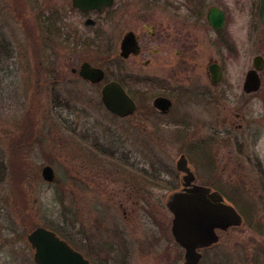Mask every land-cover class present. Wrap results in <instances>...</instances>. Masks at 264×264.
Instances as JSON below:
<instances>
[{"label": "rangeland", "instance_id": "obj_1", "mask_svg": "<svg viewBox=\"0 0 264 264\" xmlns=\"http://www.w3.org/2000/svg\"><path fill=\"white\" fill-rule=\"evenodd\" d=\"M227 1L231 4L234 0ZM170 2H159L161 6L165 5L161 8L164 17L172 10ZM138 3L133 0L132 5ZM251 5V0H239L237 8L230 5L241 43L239 56H232L224 65L229 80L236 84L239 78L243 81L245 71L252 67L253 56H264V28L259 22L257 7ZM58 15L65 22L64 28H60L62 22L61 19L58 21ZM44 18L51 26L47 33ZM69 25L77 28L75 36L81 43L74 39L69 43L62 42L61 33ZM87 34L89 31L84 29L83 18L71 10L68 0H0V165L6 166L4 171L0 169V184H5L4 192L27 199V206L33 212L38 216L44 214V227H51L67 238L76 235L78 226L82 225L83 230L79 229L82 235L91 238L92 232L95 240L101 241L103 255L108 252L104 247L111 243L120 245V233L127 234V261L140 264L152 261L163 252V249H157L167 246L164 229L169 231V220L165 223L156 221L155 214L140 210L139 218L128 222L123 217L126 206L119 203L120 195L114 198L102 188L104 177L95 179L87 166L93 165L98 170L119 167L122 174L134 181L137 173L129 172L127 166L130 164L145 167L167 164L171 172L158 173L154 181L162 180L161 175L166 181L176 178L178 184L181 173L175 164L184 152L199 182H216L241 216L239 224L228 226L221 232L218 242L216 239L214 246L205 249L202 261L208 264L212 261L264 264V140L261 156H252L263 163L255 165L252 160L248 161L244 153L252 143L246 141L244 152L225 147L223 155L213 157L219 171L209 173L203 168L200 125L194 126L198 128L193 133L194 139L187 140L186 134L173 135L184 130L178 124L162 122L157 125L152 118L140 125L133 119L115 118L101 104L99 90L92 93L93 88L73 77H66L61 82L53 75L51 83L50 75L58 69L63 73L65 68L69 74L70 65L79 63L82 57L102 60L99 56L105 48L85 42ZM5 41L9 45L2 44ZM110 65L112 69L116 68L117 75L122 74L120 67L124 72L136 74L140 67L137 68L132 59L116 60ZM261 84L264 85V77ZM263 89L259 91L263 100L260 97L251 105L255 107V119L260 120L264 128ZM60 97L67 104L65 101L58 105L53 102ZM176 107L183 111L190 109V105ZM83 116L93 119L91 141L80 140L76 135L77 123L82 122ZM92 123L88 122L86 126L92 127ZM9 149L15 150L12 162H8ZM128 152L129 157H125ZM78 158L83 161L82 166ZM12 165L14 168L10 170ZM45 165L54 170L51 182L42 176ZM144 180L148 182L147 178ZM155 186L151 191L157 196L166 188L163 183ZM161 257H164L162 253L158 258Z\"/></svg>", "mask_w": 264, "mask_h": 264}, {"label": "flooded vegetation", "instance_id": "obj_2", "mask_svg": "<svg viewBox=\"0 0 264 264\" xmlns=\"http://www.w3.org/2000/svg\"><path fill=\"white\" fill-rule=\"evenodd\" d=\"M68 1L71 10L79 18H83L84 29L89 31L84 38L85 42L101 45L105 50L99 56L101 61H94L90 56L82 57L79 63L70 65L69 74L66 68L63 73L58 69L56 73L50 75V78L56 75L62 82L66 77H73L93 88L92 93L99 90L101 104L118 119H133L140 125L143 122L144 124L150 122L152 118L157 125L162 122L178 124L184 130L173 135L186 134L187 140L194 139L193 133L198 130L194 126L200 125L203 168L209 173L219 171L213 157L223 155L225 147H230L232 151L244 152L243 143L246 144V141L252 143L246 147L247 151L244 153L249 158L248 161L252 160L255 165L263 163L257 157L252 158V156H261L263 153L260 147L264 140V128L262 122L255 119V107L251 104L262 97L259 91L264 88L261 84L264 67L257 71L261 82L257 90H246L244 82L247 72L253 68L254 57L261 55L264 59V56L262 54L253 56L252 67L245 71L243 81L241 82L239 78L237 84L229 80L224 65L225 61L232 56H239L240 53L241 37L234 28V15L231 13L233 7L237 8L239 0L231 2L233 7L227 0H171L172 10L167 11L165 17L161 13V8L165 5L161 6L160 0H138L137 5H132L133 0H112L110 4L94 8H81L74 5L73 0ZM251 3L252 7H257L258 19L264 28L259 18L260 0L257 5L256 0H251ZM219 13L222 15L221 20ZM57 18L59 21L61 16L58 15ZM43 22L46 24L47 33L51 30V26L48 25L49 20L44 18ZM64 24L65 22H62L60 28H64ZM63 30L61 33L63 43H69L73 39L76 43H81L75 36L78 33L77 28L69 25L66 26V30ZM3 43L9 45L8 41ZM130 59L134 61L137 68L140 66L137 69L138 74L124 72V69L120 67L122 74L117 75L116 68H111L110 64L116 60L121 62V60ZM68 61L70 63V58ZM102 61L107 62V65H103ZM90 67L101 69V77L97 79V75H94V79H91L93 74L89 72ZM111 81L117 82L133 101L134 108L131 113L121 116L104 105L102 89ZM155 100H158V104ZM64 101L65 99L60 97L53 102L58 105ZM65 103L67 104V101ZM177 105H190L188 107L190 109L179 110ZM92 120L88 116H83L80 120L82 122L77 123L75 131L78 139L83 138L88 141L93 139ZM85 122L92 123V127H87ZM229 142L232 144L229 145ZM93 146L96 145L93 143ZM8 151V162H12L15 150ZM104 151L108 153V149ZM129 155L130 152L127 155L124 154L125 157ZM180 159L185 161V164L178 166ZM78 162L83 163L79 158ZM3 165H0V169L4 171L6 166ZM127 167L130 169L129 172L137 173V180L133 181L122 174L118 170L119 167L98 170L93 165L87 166L95 179L104 177L105 184L102 188L114 198L120 195L119 203H125L126 206L123 207V217L128 222L135 221L143 212L155 214L154 219L159 222L163 220L165 223L169 220V231L166 232L167 229H164L168 237L167 246L156 248L157 251L163 249V252H159L152 261L140 262V264H189L184 259L185 248L177 242L172 232L173 213L168 206L171 195L178 191L183 192L187 188L203 186L218 192L225 202L231 203V200L227 199L216 182L208 180L199 182L198 175L184 152L179 155L175 164L176 170L181 173L178 184L176 178L166 181L161 175L159 178L162 180L154 181L158 173L171 172L170 165L145 167L130 164ZM13 168L14 165L9 167L10 170ZM79 177L82 178L81 174ZM145 178L148 179L147 183L152 182L147 184ZM159 183H163L166 188L157 196L151 188ZM4 185V183L0 184V264H39L35 259L37 247L32 244L29 236L36 229L44 228V214L38 216L37 212H33L27 206V199L25 201L22 197L4 192ZM135 206H137L136 212ZM140 210L142 212L138 213ZM80 227L82 228V225L78 226L76 235H72L71 238L63 237L51 227L47 228L65 239L91 264H132L127 261V249H129L126 246L127 234L120 233V245L111 242L109 245L106 244L108 246L104 248L108 252L103 255L101 241L95 240V234L92 232H90L91 238L82 235L79 229L83 230V228ZM215 231L218 242L223 229L217 228ZM96 235L100 236V233ZM216 241L197 247L196 251L200 257L193 264H208L207 261H202L204 251L214 246ZM87 242H89L88 245H86ZM160 253L165 259L158 258ZM209 264L223 263L212 261Z\"/></svg>", "mask_w": 264, "mask_h": 264}, {"label": "water", "instance_id": "obj_3", "mask_svg": "<svg viewBox=\"0 0 264 264\" xmlns=\"http://www.w3.org/2000/svg\"><path fill=\"white\" fill-rule=\"evenodd\" d=\"M111 2L112 0H73V4L81 8L100 7ZM259 18L264 26V0H260L259 3ZM219 19H222L221 13ZM263 67L262 56H255L253 68L246 74L244 82L246 90H255L259 87L257 71ZM89 72L93 74L91 79H94V75H97V79L102 75V70L98 68L90 67ZM102 101L110 111L121 116L131 113L134 108L131 98L115 81L103 87ZM155 103L158 104V100H155ZM183 164L185 161L180 159L178 166ZM41 172L45 180L53 181L54 170L50 165L43 166ZM168 206L174 214L172 232L177 242L185 248V262L189 264L195 263L200 257L196 251L197 247L211 244L217 239L215 228L226 229L241 222V216L236 209L226 203L218 192L211 191L208 187L195 186L183 192H175L171 195ZM29 238L37 247L35 259L39 264H91L51 229L38 228Z\"/></svg>", "mask_w": 264, "mask_h": 264}, {"label": "trees", "instance_id": "obj_4", "mask_svg": "<svg viewBox=\"0 0 264 264\" xmlns=\"http://www.w3.org/2000/svg\"><path fill=\"white\" fill-rule=\"evenodd\" d=\"M63 237L67 238V236H66V235H64V234H63Z\"/></svg>", "mask_w": 264, "mask_h": 264}]
</instances>
